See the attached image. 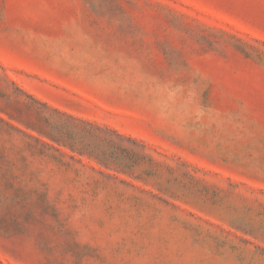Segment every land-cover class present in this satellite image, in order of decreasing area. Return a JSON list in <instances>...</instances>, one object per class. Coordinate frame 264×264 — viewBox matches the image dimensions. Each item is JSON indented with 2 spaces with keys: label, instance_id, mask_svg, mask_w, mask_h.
<instances>
[{
  "label": "rangeland",
  "instance_id": "obj_1",
  "mask_svg": "<svg viewBox=\"0 0 264 264\" xmlns=\"http://www.w3.org/2000/svg\"><path fill=\"white\" fill-rule=\"evenodd\" d=\"M0 264H264V0H0Z\"/></svg>",
  "mask_w": 264,
  "mask_h": 264
}]
</instances>
